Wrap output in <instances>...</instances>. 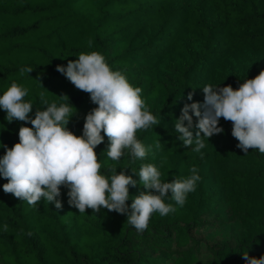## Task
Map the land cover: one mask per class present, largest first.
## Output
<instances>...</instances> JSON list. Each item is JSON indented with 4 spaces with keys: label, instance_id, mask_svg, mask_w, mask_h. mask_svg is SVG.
I'll return each mask as SVG.
<instances>
[{
    "label": "trees",
    "instance_id": "obj_1",
    "mask_svg": "<svg viewBox=\"0 0 264 264\" xmlns=\"http://www.w3.org/2000/svg\"><path fill=\"white\" fill-rule=\"evenodd\" d=\"M92 51L142 89L160 121L136 133L152 146L143 160L133 162L125 153L111 161L105 136L95 149L101 173L115 165L117 173L138 180L132 169L152 163L167 182L189 176L195 166L196 190L183 207L169 194L165 203L176 211L153 213L140 233L115 211L79 213L64 187L62 208L43 199L31 206L6 194L8 181L0 176V264H244L242 252L264 255V154L237 148L232 123L223 118L224 132L204 138L202 158L174 128L186 103L203 102L204 86L236 89L264 69V0H0V95L12 82L26 88L31 116L45 107L43 92L49 102L75 107L67 127L82 135L85 117L97 105L56 67ZM29 67V74L20 72ZM5 117L0 109V158L3 146L19 142L23 123ZM129 191L136 196L147 190L137 184Z\"/></svg>",
    "mask_w": 264,
    "mask_h": 264
},
{
    "label": "clouds",
    "instance_id": "obj_2",
    "mask_svg": "<svg viewBox=\"0 0 264 264\" xmlns=\"http://www.w3.org/2000/svg\"><path fill=\"white\" fill-rule=\"evenodd\" d=\"M77 57L68 60L66 66L57 65L56 70L76 89L88 93L91 102L97 105L86 115L80 136L67 127L76 112L72 104L49 102L42 92L39 98L45 107L36 109L33 117L30 115L33 106L24 99L28 94L26 88L12 82L0 95L5 119L9 123L23 122L18 131L19 142L10 148L3 146L0 176L8 181L3 184V191L31 206L43 199L60 209L63 205L58 198L64 187L68 189V204L79 213L92 209L95 214L102 208L115 211L126 215L127 223L142 233L153 213L166 216L176 211L171 203H165L169 194L176 205L184 206L187 195L196 190L200 180L198 169L193 166L189 176L167 182L161 180V172L152 163L141 164L138 172L132 169L138 180L124 171L117 173L115 165L102 174L95 149L105 136L109 141L106 154L111 161H120L125 153L133 162L143 160L152 146L146 148L136 133L160 121L146 107L142 89L134 87L121 71L112 70L101 53L81 52ZM32 71L30 67L20 69L22 74ZM202 91L203 102L186 103L174 121L177 139L188 148L195 144L192 150L201 153L206 146L204 138L209 141L213 135L224 132L219 126L223 118L232 123L231 135L238 141L237 148L245 155L249 149L264 154V69L254 78L244 79L236 89L230 84L206 85ZM59 97L69 100L67 95ZM187 99H193L192 93ZM193 116L197 118L195 124ZM137 184L147 191L130 196L129 188ZM242 259L244 264H264V255L257 258L247 251L242 252Z\"/></svg>",
    "mask_w": 264,
    "mask_h": 264
}]
</instances>
